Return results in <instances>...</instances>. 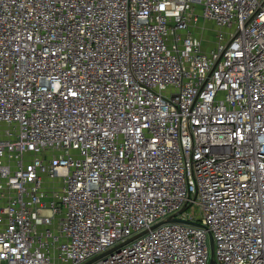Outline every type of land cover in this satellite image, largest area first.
Segmentation results:
<instances>
[{"label": "built area", "instance_id": "obj_1", "mask_svg": "<svg viewBox=\"0 0 264 264\" xmlns=\"http://www.w3.org/2000/svg\"><path fill=\"white\" fill-rule=\"evenodd\" d=\"M212 243L264 264V0H0V264Z\"/></svg>", "mask_w": 264, "mask_h": 264}, {"label": "water", "instance_id": "obj_2", "mask_svg": "<svg viewBox=\"0 0 264 264\" xmlns=\"http://www.w3.org/2000/svg\"><path fill=\"white\" fill-rule=\"evenodd\" d=\"M170 220H175V219L174 218H170L169 221ZM215 262H216V260L214 258V246H213V243H212V258H211L210 264H215ZM86 264H88V263H86Z\"/></svg>", "mask_w": 264, "mask_h": 264}, {"label": "rangeland", "instance_id": "obj_3", "mask_svg": "<svg viewBox=\"0 0 264 264\" xmlns=\"http://www.w3.org/2000/svg\"><path fill=\"white\" fill-rule=\"evenodd\" d=\"M206 26L210 27V25L208 23H206ZM209 34H210V32H209ZM206 35H208V34H206ZM208 37H209V35H208Z\"/></svg>", "mask_w": 264, "mask_h": 264}]
</instances>
